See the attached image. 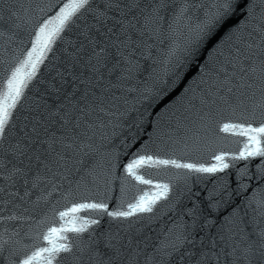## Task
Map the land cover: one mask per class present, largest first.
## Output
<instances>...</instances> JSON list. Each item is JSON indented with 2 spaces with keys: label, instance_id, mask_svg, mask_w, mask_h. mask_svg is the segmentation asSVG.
I'll list each match as a JSON object with an SVG mask.
<instances>
[{
  "label": "snow or ice",
  "instance_id": "6c2138e0",
  "mask_svg": "<svg viewBox=\"0 0 264 264\" xmlns=\"http://www.w3.org/2000/svg\"><path fill=\"white\" fill-rule=\"evenodd\" d=\"M193 7L203 9V17L198 19L194 28L189 29V34L172 53L163 76L158 75L154 87L147 90L143 98L148 103L143 112L139 113L135 125L137 132L130 134V139L126 138L123 147L126 152L132 151L136 147L139 131L146 124L155 130L156 122L151 120L152 113L148 110L154 103L163 102L170 91L183 87V82L193 73H198L197 79L203 81L208 74L209 63L223 55L224 41L212 48L208 61L201 63L203 53L208 52L218 33L227 29V40L238 42L235 49L237 56L241 53L239 45L242 44L249 58L259 57L262 83L259 100H255V92L251 94V113L238 122L225 123L222 130L227 131L230 127L240 129V134L246 137L243 142L245 146L238 153L231 154L233 160L246 162L237 171L239 191H249L245 178L249 181L253 178L264 181V0H212L208 5H193L185 0V3L178 6L167 0H75V3L61 7L55 16L36 20L31 34L32 47L27 50L26 58L19 61L11 75L6 77L7 92L0 99V173L3 174V179L12 181L18 174L25 177L29 174L14 159L24 157L26 150L31 152L27 156L30 166L33 161L35 163L34 179H39L41 169L55 178L57 170H69L68 161L71 156L68 150L83 152V155L93 151L90 144L76 143L78 136L86 135V132H80L81 128L104 129L108 125L120 127L119 123L112 120V117L119 120L121 114L112 111L119 98L110 95L111 88L115 87L111 77L115 75L117 80H126L139 69L137 54L147 58L141 49H150L151 45L146 40L158 39L161 35L166 20L163 13L173 9L171 15L175 22ZM79 10L89 12L92 21L85 24L81 33L83 41L78 46L70 45L69 50H66L65 65L62 70L56 71L58 83L54 78L47 99L42 98L44 112L36 119L31 134L25 132L26 139L23 142L10 143L4 147L7 125L12 115L9 109L15 107L26 82L36 74L37 65L42 62L44 54L50 50L54 39L64 30L72 15ZM33 12L31 0H0V39L5 44L12 42L18 30L32 22ZM168 27L171 29L172 24ZM249 68L253 73L257 71L255 65H250ZM244 87L251 89L253 86L247 84ZM228 91L231 92V88ZM9 100L12 102L8 103ZM225 103H228V99H225ZM56 124H59V128L50 131V126ZM85 148L89 151H83ZM149 152L150 148L145 143L141 145L140 151L132 153L133 158L124 165V181L127 177H132L141 183L151 184V180H145L137 172L145 164L172 165L177 169H186L185 175L191 172L214 174L229 168L223 155L215 157L220 162L219 165L205 167L160 159ZM257 157L260 159L256 164V172L250 173L248 166ZM75 163L83 165L84 161L79 159ZM105 166L108 169L105 175H110L116 167L111 154H108L103 164L97 163L95 167L89 168L88 174H96V168ZM107 183L105 180L106 185ZM10 187L14 188V183ZM157 187L160 191L154 197H144L135 203H129L128 210L109 211L103 200L73 202L59 216L63 218L82 209H91L97 215L106 213L120 222L131 223L129 218L141 219L142 216L137 214H151L157 200L162 197L168 199L169 185ZM0 192L7 197L18 195L8 188L0 189ZM231 195L225 185L219 191L209 193L205 205L201 206L193 201L183 215L172 221L164 233V239L154 245L152 253L145 251L148 247L146 240L141 241L131 235L122 237L119 233L103 234L102 237L91 240L86 247L67 242L71 238L66 233L71 232L76 238H80L87 231L88 224L98 223V220L92 219L79 226L73 222L71 227H49L47 234L43 235L48 246H37L23 259L12 261L8 256L4 260L8 264H53L57 258H66L69 264H140L143 256L145 264H264V187L253 189L251 195L245 197L247 206L256 213L252 218V225L244 220L238 208H233L222 222L211 219L214 214H219L221 206L227 204L226 198ZM257 196L260 198L257 199ZM253 204L255 207H252ZM52 234H56L55 240L52 239ZM169 235L171 239L168 238ZM7 243L4 241L0 244V252H3V245ZM141 243L145 244L144 248Z\"/></svg>",
  "mask_w": 264,
  "mask_h": 264
},
{
  "label": "water",
  "instance_id": "95a60500",
  "mask_svg": "<svg viewBox=\"0 0 264 264\" xmlns=\"http://www.w3.org/2000/svg\"><path fill=\"white\" fill-rule=\"evenodd\" d=\"M167 2L178 6L185 3V0ZM211 2L212 0H187V3L193 5H208ZM31 3L34 6L32 22L19 29L12 42L5 44V41L0 39V99L7 92L6 77L11 75L19 61L26 58L27 50L32 47L31 34L36 20L55 16L61 7L65 4L71 5L75 0H31ZM41 8L44 10L41 11ZM172 11L173 9H169L163 13L166 20L159 38L146 40L151 48L141 49L147 58L137 54L140 66L132 73L131 78L117 80L115 75L111 77L115 87L111 88L110 95L119 98L115 101L116 107L112 111L121 114L119 120L116 117H112V120L119 123L120 127L108 125L104 129L81 128L80 132H86V135L78 136L76 143L90 144L93 151L83 155V152L68 150L71 156L68 161L69 170H57L55 178L41 169L39 179H34L35 163L33 161L30 166L27 159V156L31 155L30 150H26L24 157L14 158L19 167L29 171L26 177L18 174L14 180L9 181L3 179V174L0 173V189L8 188L9 191L18 193L16 196L7 197L0 192V244L8 242L3 245V252H0V264H8L4 257L10 256L12 261H16L30 255L37 246H48V242L43 240V235L47 234L49 227H71L73 222L79 226L92 219L98 220V223L88 224L87 231L80 238H76L71 232L66 233L71 238L67 242L86 247L91 240L102 237L103 234L119 233L122 237L131 235L141 241L146 240L148 247L145 251L152 253L154 245L164 239V233L172 221L183 215L192 206L193 201L203 206L208 202L209 193L219 191L225 185L232 195L226 198L227 204L221 206L219 214H214L211 219L222 222L225 215L233 208H238L244 220L252 225V218L256 213L247 206L245 197L250 196L253 189L264 187V181L255 178L249 181L245 178L244 182L248 184L249 191H239L237 171L243 168L246 162L233 160L231 154L238 153L245 146L243 142L246 137L240 134V129H222L225 123L238 122L251 113L252 92L256 93L255 100H259L262 83L259 57L249 58L242 44L239 45L241 53L237 56L235 49L238 42L227 40V29L218 33L208 52L203 53L204 59L201 63L208 61L212 48L224 41L223 55L209 63V71L203 81L197 79L198 73H193L183 82V87L170 91L163 102L154 103L148 110L152 113L151 120L156 122L155 130L146 124L136 137V147L129 152L123 147L126 138L130 139V134L137 132L135 125L139 113L143 112L148 103L143 98L147 90L154 87L158 75L163 76L168 61L172 59V53L189 34V29L194 28L198 19L203 17V9L193 7L188 9L184 17L174 22ZM86 23H92L89 12L79 10L74 13L64 30L54 39L50 50L44 54L42 62L37 65L36 74L26 82L15 107L9 109L12 115L7 125L4 147L10 143L23 142L26 139L25 132L31 134L36 119L44 112L41 100L47 99L54 78L58 83L56 71L62 70L65 65L66 50H69L70 45L78 46L83 41L81 33ZM170 23L171 29L168 27ZM250 65L257 67L255 73L250 70ZM105 77L106 82V70ZM247 84L253 87H244ZM229 88L231 92L228 91ZM185 89L188 91L185 92ZM225 99H228V103H225ZM58 128L59 124L51 125L50 131ZM41 134L43 135L42 130ZM145 143L150 148L149 154H155L160 159L209 167L219 165L220 162L215 157L223 155L229 168L214 174L191 172L185 175L186 169H177L172 165L145 164L138 168L137 172L145 180H151V184L141 183L132 177H127L124 181V165L133 158L132 153L140 151L141 145ZM83 151L89 150L85 148ZM108 154H111L116 164L111 174L105 175L108 171L105 166L96 168V174L89 175L88 169L95 167L97 163L103 164ZM79 159H83V165L75 163ZM259 159L255 158L248 166L250 173L256 172ZM77 168L80 170L76 171ZM105 180L108 181L107 185ZM13 183L14 188L10 187ZM164 184L169 185L168 199L162 197L157 200L151 214H137L142 216L141 219L129 218L131 223L120 222L106 213L97 215L91 209H82L63 218L59 216V213L70 208L73 202L103 200L109 211L128 210L129 203H135L144 197L151 199L160 191L157 185ZM259 198L257 196V199ZM252 207H255V204ZM55 236L56 234H52L53 240ZM168 238L171 239V236ZM141 247L144 248L145 244L141 243ZM53 264H69V261L66 258H57ZM140 264H145L143 256Z\"/></svg>",
  "mask_w": 264,
  "mask_h": 264
}]
</instances>
